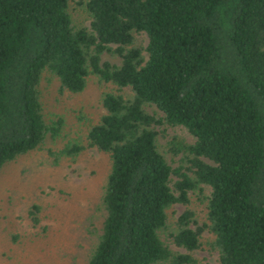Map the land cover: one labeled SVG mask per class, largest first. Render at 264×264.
<instances>
[{"label":"trees","instance_id":"obj_1","mask_svg":"<svg viewBox=\"0 0 264 264\" xmlns=\"http://www.w3.org/2000/svg\"><path fill=\"white\" fill-rule=\"evenodd\" d=\"M73 1L0 0V169L60 131L43 114L44 79L80 93L95 77L110 85L105 111L59 152L110 160L85 264H194L205 232L219 264H264V0H78L87 24ZM161 125L193 137L171 148L184 165L161 150Z\"/></svg>","mask_w":264,"mask_h":264},{"label":"rangeland","instance_id":"obj_2","mask_svg":"<svg viewBox=\"0 0 264 264\" xmlns=\"http://www.w3.org/2000/svg\"><path fill=\"white\" fill-rule=\"evenodd\" d=\"M77 1L71 3L72 17L87 24V15ZM136 40L145 46L147 37L141 33ZM102 60L119 62L108 53L102 54ZM109 87L91 76L80 93H60L53 78L42 81L44 117L49 123L61 119L62 125L56 137L48 135L39 148L0 169V264L86 263L100 231L103 216L100 197L110 160L95 148L75 157L59 152L69 143L81 141L88 124L104 113L101 98ZM157 129L159 145L169 162L172 166L184 165L180 161L182 153L172 155L171 148L192 142L193 137L182 126L161 125ZM191 199L189 207L201 224L204 202L196 196ZM33 204L39 207L36 224L29 214ZM185 208L186 205H175L170 218L175 219ZM162 236L170 241L165 233ZM209 239L210 234L205 232L201 248L192 252L194 264H219L217 252L207 244Z\"/></svg>","mask_w":264,"mask_h":264}]
</instances>
